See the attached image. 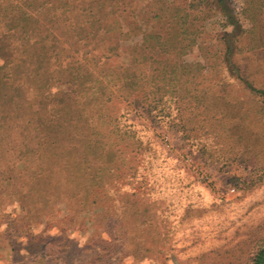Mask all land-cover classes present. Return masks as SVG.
Listing matches in <instances>:
<instances>
[{
	"label": "rangeland",
	"instance_id": "obj_1",
	"mask_svg": "<svg viewBox=\"0 0 264 264\" xmlns=\"http://www.w3.org/2000/svg\"><path fill=\"white\" fill-rule=\"evenodd\" d=\"M91 1L48 4L61 17L53 32L65 49L50 71L69 72L86 53L107 51L111 39L99 40L120 30L119 19L128 38L103 60L112 70L139 59L140 86L130 92L132 79H115L114 95L101 103L90 101L91 80L85 94L54 84L50 107L66 142L47 153L45 172L34 173L40 160L31 154L17 192L0 195V264L248 263L264 235V99L246 84L264 90V23L237 34L218 10L193 11L191 0H107L93 12L104 28L85 38ZM233 4L249 29L244 0ZM145 33L161 35L165 47L148 41L143 49ZM157 68L174 84L158 91ZM92 132L101 141L95 151ZM189 157L220 189L197 181Z\"/></svg>",
	"mask_w": 264,
	"mask_h": 264
},
{
	"label": "trees",
	"instance_id": "obj_2",
	"mask_svg": "<svg viewBox=\"0 0 264 264\" xmlns=\"http://www.w3.org/2000/svg\"><path fill=\"white\" fill-rule=\"evenodd\" d=\"M53 1L57 0H7L4 6L0 5V195H14L17 192L15 180L18 176L16 175L25 176L24 173L29 166L27 159L29 160L31 154L36 155L40 160L34 173L45 172L46 160L52 158L51 153L49 156L47 153L51 148H58L66 142L62 122L55 119L56 112L50 107L51 88L55 83L69 82L72 84L73 93L85 94L83 89L88 86L91 80L90 83L93 87L91 88L90 101L98 100L101 103L110 100L114 95L117 88L115 79H132L130 83L126 82L130 92L140 86L141 78L139 76L142 73L138 75L134 68L139 59L133 58L130 64L120 63L118 68L116 66L112 70L107 69L105 64L106 59L118 56L117 53L122 42L128 38V33L121 28L119 19L115 20L120 30L112 32L108 28L105 35L99 40L102 42L106 37L111 39L112 43L107 47V51L93 57H90L92 56L90 53L93 51L86 53L81 67L70 68L69 72L65 70L50 71L53 61L57 63L54 58L57 57L60 60L65 52V49L58 48V38L53 32L54 24L58 23L61 17L53 13L56 6L47 7ZM191 1L190 9L193 11L205 5H210V10H218L237 34L243 33L244 30L253 31L258 24L264 23V0H244L243 13L245 20L250 24L249 29L244 28L238 18L233 0ZM60 2L63 3V0ZM106 2L107 0H92L89 6L84 9L92 11L91 19L85 20V23L81 22V26L83 25L85 28V38L96 37L98 32L104 28L103 19L95 18L93 12L95 10L102 11ZM45 13L46 17H43ZM89 27L92 28L89 29ZM145 34L140 44L143 49L150 48L145 44L148 41L151 42L155 50L165 47L166 43L163 42L161 35ZM47 41L51 42L49 46L46 45ZM226 42L231 48V41L227 40ZM258 42L260 46H264L263 35ZM143 56L147 58L145 53ZM156 70L157 74L154 78L158 84H156L158 91L170 83L174 84V79H168L167 69L157 68ZM108 72L111 74L110 77H108ZM120 75H124V78L118 77ZM23 77L25 79H22ZM76 79H83L84 83L81 88L76 84ZM99 79H105L107 82L101 83ZM246 84L252 91L261 94L264 99L263 89L256 88L248 81ZM113 86L114 88H112ZM161 100L158 103H161ZM84 119L86 123L89 120L88 116ZM91 135L93 139L89 138V148L95 151L101 141L93 137V132ZM79 136L82 139L83 135L79 134ZM12 182L15 184L13 187L10 186ZM9 190L14 191L10 192ZM246 264H264V235L256 243L255 250Z\"/></svg>",
	"mask_w": 264,
	"mask_h": 264
},
{
	"label": "built area",
	"instance_id": "obj_3",
	"mask_svg": "<svg viewBox=\"0 0 264 264\" xmlns=\"http://www.w3.org/2000/svg\"><path fill=\"white\" fill-rule=\"evenodd\" d=\"M163 141L167 148H172L171 139L169 135H164ZM187 162L189 169L194 174L195 178L199 183L203 184L204 186L208 187L211 190L216 191V189H220V187L217 185L211 174L206 169H204L200 164L193 162L190 157L187 159ZM235 193H236L235 187H230L227 191V194H235Z\"/></svg>",
	"mask_w": 264,
	"mask_h": 264
}]
</instances>
